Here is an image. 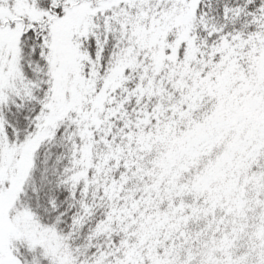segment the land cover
<instances>
[{"label":"snow or ice","instance_id":"snow-or-ice-1","mask_svg":"<svg viewBox=\"0 0 264 264\" xmlns=\"http://www.w3.org/2000/svg\"><path fill=\"white\" fill-rule=\"evenodd\" d=\"M0 264H264V0H0Z\"/></svg>","mask_w":264,"mask_h":264}]
</instances>
